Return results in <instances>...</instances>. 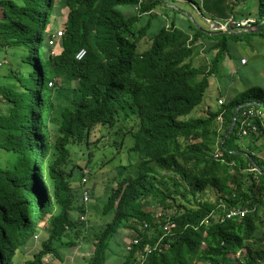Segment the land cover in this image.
I'll return each instance as SVG.
<instances>
[{
    "label": "trees",
    "instance_id": "16d2710c",
    "mask_svg": "<svg viewBox=\"0 0 264 264\" xmlns=\"http://www.w3.org/2000/svg\"><path fill=\"white\" fill-rule=\"evenodd\" d=\"M166 3L0 0V264H46L45 255L59 259L57 248L85 241L93 250L83 264H105L113 242L120 264H133L125 231L140 239L132 249L153 244L162 233V218L155 221L143 209L152 202L175 207L177 214L146 264H264V208L258 210L264 165L235 152L240 147H226L238 137L236 124L221 144L234 109L241 105L239 117L264 108V90H245L216 109L189 115L202 105L227 38L264 35V0H250L239 15L255 17L262 28L231 34L203 31L191 20L188 29L180 28L168 21L173 7ZM134 6L140 12L129 13ZM51 16L65 17L60 37L48 26ZM152 18L157 22L148 34ZM145 38L149 43L141 49ZM198 41L205 53L216 54L196 66ZM80 49L85 53L76 59ZM123 152L138 155L133 168L113 165ZM253 163L255 173L241 171ZM104 164L115 172L102 178L103 186L113 185L97 224L95 205L82 202L81 179L90 182ZM94 187L89 200L96 199ZM231 207L249 211L221 220ZM42 232L46 237L27 258L26 248Z\"/></svg>",
    "mask_w": 264,
    "mask_h": 264
},
{
    "label": "rangeland",
    "instance_id": "374dc122",
    "mask_svg": "<svg viewBox=\"0 0 264 264\" xmlns=\"http://www.w3.org/2000/svg\"><path fill=\"white\" fill-rule=\"evenodd\" d=\"M230 1H232V2L230 5H228V3ZM191 2L195 3L200 8L201 14L203 16L213 18V19H222V18H225L227 16H234V18H239L241 7L243 5L244 6L250 5V0H191ZM177 3L178 4L175 5V7L173 6V9L172 8L167 9L166 13H168V17H169L168 21H171V19H174L178 26L184 27L187 25L186 29H188L189 21L191 20V22H193V21L196 22V24H194V25H197V27L201 26L203 31H207V30L211 31L209 28L208 29L203 28L205 21H204L202 15L198 14L197 11L193 8V6L189 2L183 1V2H177ZM252 3H255V2H252ZM255 9H256V6L253 5V10H255ZM124 10H126V7L124 8ZM176 10L184 11V13H182L181 15L177 14ZM160 11L162 12V10H160ZM178 17H181L182 19L180 20V19H178ZM64 21H65L64 16H58V17L51 16V21H50L48 26L50 29H53V32L55 31V33L57 35V31L62 30V24ZM156 22L157 21L155 20V18H152V20L150 21V26L148 28V32H149L148 34H151V30L153 29L152 25H156ZM136 25H137V27H140L141 25H143V23H141L139 21L136 23ZM222 32H225V31H222ZM231 33L232 32H227L226 34H231ZM263 39H264V37L260 38L258 33L243 35V37L240 39L227 38L226 49H227L228 43L240 44L242 42L246 43L247 41H250V42H254V43L258 44ZM141 42H142L141 49L149 43L147 38L143 39ZM262 42L264 43V40ZM260 48L264 49V45L260 46ZM34 49H32V50H34ZM228 54L231 55L229 52H228ZM0 63L2 65L5 63V60L1 56H0ZM0 74H1V72H0ZM2 80H3V78H1V81ZM207 97L209 100H212L214 102L215 95H212L210 97L208 95ZM210 105H211V107H214V104H212L211 102H210ZM189 115L192 117H197L200 114L198 113V110L196 108H194L191 111V113H189ZM93 137H94V135H93ZM128 141L131 142V139L128 138L126 142H128ZM246 141H248L247 137H237L236 139L229 138L227 143H226V147L228 148L229 146H232L233 149L236 147L239 148V147H241V143H244ZM98 149L96 150L97 151L96 153L98 155H101L102 152H100V150H98ZM236 151H238V150H236ZM106 155L108 157H110L112 154L110 151H107ZM137 157H138V155L135 153L128 154L126 152H123V155L118 154L116 156V159L113 160L112 163H113V165L114 164L115 165L120 164V162L123 165H126L127 163H129L128 169H131V168H133V166H135V165H133V162H131V160L137 161V159H138ZM99 166L95 167L94 177H92L90 182H87V187L90 188L92 185H93V187L95 186L93 192L96 196V199L89 200L88 203H89V207L92 209L94 208V205H95V212L97 214L93 217V219H96L97 224H100L102 222V219H98V215L100 214V211L102 209V202L104 200V197L107 194L108 189L111 188L113 185V182H111V183L104 182V186H105L104 187L102 185V183H103L102 178H103V176H106L107 172H109V171L115 172V168H113L112 165L104 164L100 167ZM121 168L122 167L120 166L119 169L121 170ZM117 171H118V169H117ZM30 187H31V182H30ZM188 199H190V197H188ZM33 205L34 204L31 201V208H33ZM173 210L174 209L172 208L171 211H173ZM158 211H160V209H158ZM216 218H217V216H216ZM92 223H94V222H92ZM125 233H126V235L131 236V232L125 231ZM115 236L118 239L122 238V237H120L119 234H117ZM45 237H46V234L44 232H42L38 236V238L32 243V245L28 246L26 248L25 254H26L27 258H29L31 256L30 253L32 250H34L35 248L40 246L41 241ZM122 241H124V240H122ZM112 244L114 245L113 251H119V249H120L119 244L117 242H113ZM92 250H93V242L92 241H85V242L81 243L79 246H70V247L64 246V247L57 248V253L60 256L59 259L55 258L51 254H47V255H45V261H46V264H83L82 263L83 258L90 255ZM113 251H109V253L107 255V260L105 261V264H112V263L118 264L117 262L119 260L116 256L115 257L113 256Z\"/></svg>",
    "mask_w": 264,
    "mask_h": 264
},
{
    "label": "crops",
    "instance_id": "0c3cea01",
    "mask_svg": "<svg viewBox=\"0 0 264 264\" xmlns=\"http://www.w3.org/2000/svg\"><path fill=\"white\" fill-rule=\"evenodd\" d=\"M167 1L170 2L166 3V5L172 7H175V5L178 4L177 2H189L197 11V13L202 15L200 10L197 9V5L195 3H192L191 0ZM167 1L164 0V2ZM231 2L232 1H230L228 5H230ZM176 13L181 15L182 13H184V11L177 10ZM202 17L205 21L203 28L208 29L209 18L203 15ZM178 19L181 20L182 18L178 17ZM186 27L187 25L180 28L186 29ZM258 35L260 38L264 37V35ZM262 41H260L258 44L250 41H247L246 43L242 42L240 44L228 43L221 64L217 66L215 74H211V77L209 78V87L206 90L201 107L197 109L200 115H202L201 108L216 109L219 105L218 99H221L222 103H225L226 101H229L238 96L245 90L256 88L264 90V49L260 48V46L264 45ZM204 47L205 46L203 42H197V47L195 49V53L197 55H195V58L193 59V65L199 66L200 60L202 58L205 62L210 61V59L216 54V50L213 49L209 50L208 53H205ZM228 52L231 55H229ZM241 59H245V62L242 63L240 61ZM208 95L209 97L215 95L214 102L208 99ZM209 101L214 104V107H211ZM247 140L248 141L241 143L240 150H235V152H241L247 157L253 156L264 165V131L259 130L257 133L248 136ZM229 165L234 166L233 162ZM255 169L257 170V167L253 163L248 169H242L241 171L244 173H246L247 171L255 173ZM258 207L259 212L262 213L264 205L260 206L259 204ZM36 239L37 238H35L34 241ZM117 263H119V261Z\"/></svg>",
    "mask_w": 264,
    "mask_h": 264
},
{
    "label": "built area",
    "instance_id": "2783aa9c",
    "mask_svg": "<svg viewBox=\"0 0 264 264\" xmlns=\"http://www.w3.org/2000/svg\"><path fill=\"white\" fill-rule=\"evenodd\" d=\"M256 19L253 16H247L242 19H235L232 16L225 17L220 20H212L208 19L209 28L211 30H221V31H228L229 29H233L236 31H246L247 27L251 26L252 24L256 23ZM58 35L61 34L60 31L57 33ZM84 51L81 49L79 50L75 57L80 59L83 56ZM242 63L245 62V59L240 60ZM218 104L221 105L222 100L218 99ZM218 120H222L221 114L218 116ZM234 123L236 124L237 128V135L239 137H248L257 133L260 129L264 130V108L261 109H248L243 111L239 117H235ZM214 157H218V153H214ZM82 183L84 184V188L82 190V202L86 205L89 197H90V190L85 187V183L87 181L86 177L83 176L81 179ZM248 212V208H236L231 207L224 211V215L222 220L229 219V218H241ZM159 215V213L157 214ZM173 222L168 219V221L163 226L165 231H169Z\"/></svg>",
    "mask_w": 264,
    "mask_h": 264
},
{
    "label": "clouds",
    "instance_id": "9594fccd",
    "mask_svg": "<svg viewBox=\"0 0 264 264\" xmlns=\"http://www.w3.org/2000/svg\"><path fill=\"white\" fill-rule=\"evenodd\" d=\"M138 1H139V3H142L143 2V0H138ZM165 1H167V0H165ZM167 2H170V1H167ZM196 7H197L198 10H200V8L198 6H196ZM127 11L129 13H133L135 11L140 12L138 6L129 7L127 9ZM155 12L159 16H164V15H162V12L160 11V9H157ZM200 12H201V10H200ZM147 14L148 13H146V12L145 13H142V16L147 15ZM227 17H229V16H227ZM232 17H234V16H232ZM164 18L167 19L165 16H164ZM164 18L161 17V19L165 21ZM207 18H209V17H207ZM209 19H212V20H220V19H213V18H209ZM235 19H239V18H235ZM240 19H242V18H240ZM59 31L61 32V34L60 35H58V34L56 35V33H55V37H60L62 35V30H59ZM211 31H221V30H211ZM225 32H246V31H236V30H233V29H229L228 31H225ZM57 33H58V31H57ZM82 50L84 51V49H82ZM84 53H85V51H84ZM84 53H83V55H84ZM236 117H237V115H236ZM234 125H235V123H234ZM84 176L87 179V176L86 175H84ZM87 182H88V180L85 183V187H87ZM81 183H82V181H81ZM82 186L84 188V184L83 183H82ZM83 188H82V190H83ZM87 188L90 190V194H91V187L90 188L87 187ZM81 196H82V193H81ZM88 202H89V200H88ZM172 208L174 209L173 211H171ZM143 209L145 211L152 212V214H153L152 216L154 217V220L155 221L160 220L162 218L163 222L160 223V227L162 229V233H161L160 238L158 240H156L153 244H151V243H145L144 245L141 246V248H135V249H132V247H133V245L139 244L140 243V239L138 237H135V235L133 233H131V236L126 235V237L124 239L125 240V243H126V247H125L126 250L127 251H130V252L131 251H135V257H134L133 264H146L147 263L148 257L156 249H158L160 247V241L162 240V237L171 233V231H172V229H173V227L175 225L174 216L177 214V211H176V208L175 207L164 208L160 204L153 203V202L150 203V204H148V205H146ZM158 209H160V211H158ZM248 211H249V209H248ZM158 213H159V215H157ZM222 217L223 216H221V220H222ZM168 219L173 222V225L171 226V228L169 229V231H165L163 229V226L168 221ZM204 221L207 222L206 218L204 219ZM143 225H144V227H147L148 226V224L146 222ZM166 246H167V244H166ZM120 262L121 261L119 260V263L118 264H120Z\"/></svg>",
    "mask_w": 264,
    "mask_h": 264
},
{
    "label": "water",
    "instance_id": "95a60500",
    "mask_svg": "<svg viewBox=\"0 0 264 264\" xmlns=\"http://www.w3.org/2000/svg\"><path fill=\"white\" fill-rule=\"evenodd\" d=\"M261 28H262V24H256V23H254V24H252L251 26L247 27L246 32H248V33H254V32L259 31ZM240 106H241V105L237 106V107L234 109V111H233V122H232V123L230 124V126L228 127V130L226 131V133H225V135H224V137H223V139H222L221 144L223 143V141L225 140V138L227 137V135H228V134L231 132V130L233 129V127H234V119H235V117H236V115H237V111L239 110Z\"/></svg>",
    "mask_w": 264,
    "mask_h": 264
}]
</instances>
